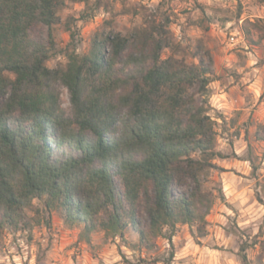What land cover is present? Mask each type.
<instances>
[{
  "label": "trees",
  "instance_id": "16d2710c",
  "mask_svg": "<svg viewBox=\"0 0 264 264\" xmlns=\"http://www.w3.org/2000/svg\"><path fill=\"white\" fill-rule=\"evenodd\" d=\"M64 6L0 0V232L44 199L47 211L61 209L65 224L82 225L87 236L102 230L123 239L130 229L147 250L157 238L172 246L178 225L204 237L214 196L202 181L225 171L214 161L227 158L215 148L209 115L211 69L203 60L162 58L168 40L157 26L101 35L87 54L72 52L64 68H49L51 28ZM244 25L264 37L257 22ZM255 139L264 141V125ZM246 248L239 246L242 264Z\"/></svg>",
  "mask_w": 264,
  "mask_h": 264
},
{
  "label": "rangeland",
  "instance_id": "374dc122",
  "mask_svg": "<svg viewBox=\"0 0 264 264\" xmlns=\"http://www.w3.org/2000/svg\"><path fill=\"white\" fill-rule=\"evenodd\" d=\"M59 18L46 62L52 69L64 68L72 52L87 54L96 37L153 26L162 27L168 40L162 58L189 65L203 60L212 73L208 102L217 122L215 148L227 156L214 163L225 171L212 170L202 181L214 196L204 237L194 235L195 226L178 225L172 246L157 238L147 250L130 229L123 239L102 230L87 236L82 225L65 224L61 209L47 211L44 199H35L16 227L0 232V264H126L122 255L132 264H242V243L249 264H264V207L256 199H264V141L255 139L257 126L264 125V37L248 25L244 30V20L264 27V0H65ZM218 86L227 102L219 110ZM60 102L71 116L64 86Z\"/></svg>",
  "mask_w": 264,
  "mask_h": 264
},
{
  "label": "crops",
  "instance_id": "0c3cea01",
  "mask_svg": "<svg viewBox=\"0 0 264 264\" xmlns=\"http://www.w3.org/2000/svg\"><path fill=\"white\" fill-rule=\"evenodd\" d=\"M226 93L223 91V89H220V87L218 86V93L216 94V105L214 107H216V109H221L222 105L225 106L227 104L226 101ZM186 225H182V229L185 227ZM173 238H175V236H173Z\"/></svg>",
  "mask_w": 264,
  "mask_h": 264
}]
</instances>
